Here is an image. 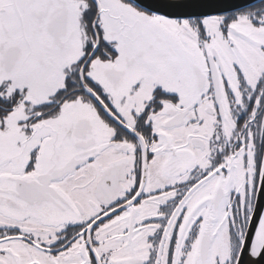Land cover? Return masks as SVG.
<instances>
[{
  "label": "snow or ice",
  "instance_id": "6c2138e0",
  "mask_svg": "<svg viewBox=\"0 0 264 264\" xmlns=\"http://www.w3.org/2000/svg\"><path fill=\"white\" fill-rule=\"evenodd\" d=\"M0 264H264V0H0Z\"/></svg>",
  "mask_w": 264,
  "mask_h": 264
}]
</instances>
